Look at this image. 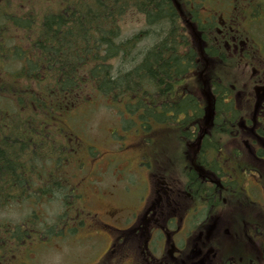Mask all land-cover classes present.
Masks as SVG:
<instances>
[{
	"label": "flooded vegetation",
	"instance_id": "obj_1",
	"mask_svg": "<svg viewBox=\"0 0 264 264\" xmlns=\"http://www.w3.org/2000/svg\"><path fill=\"white\" fill-rule=\"evenodd\" d=\"M184 5L186 21L219 24L207 34L212 40H202L206 70L235 59L241 70L230 82H238L237 89L222 93L212 89V81L196 82L193 62L185 82L194 87L180 98L190 95V107L178 112L172 103L165 109L161 97L160 113L173 126L158 132L179 142L173 158L146 146L139 150L142 136L112 150L109 161L93 166L90 174L101 183L112 172L114 182L92 188L75 180L68 188L75 203L65 207L60 231L47 228L44 238L35 232L9 244L0 264H32L31 254L54 238L86 244L91 264H264V30L249 25L264 23V0H185ZM220 92V102H214L213 94ZM229 101L231 112H222Z\"/></svg>",
	"mask_w": 264,
	"mask_h": 264
},
{
	"label": "trees",
	"instance_id": "obj_2",
	"mask_svg": "<svg viewBox=\"0 0 264 264\" xmlns=\"http://www.w3.org/2000/svg\"><path fill=\"white\" fill-rule=\"evenodd\" d=\"M70 1L61 12L41 15L20 14L0 0V214L34 209L40 200L62 205L67 198L74 205L76 197L65 193L61 178L66 179L67 170L79 171L86 154L97 156L88 136L97 100L108 102L107 109L118 104V117H132L146 132L151 121L171 128L173 122L160 113L161 97L165 109L171 110L172 103L178 112L190 107V95L180 98L194 87L185 82L200 53L194 43L196 56L193 41L217 26L184 22L188 8L181 5L176 11L170 0ZM127 3L143 15L145 27L123 38L118 20ZM258 25L264 29V23ZM220 78L223 85L211 82L213 90L237 88L236 82ZM221 92L213 94L214 102H220ZM230 106L232 101L222 112H231ZM118 123L123 129L134 127L132 120L119 118ZM36 218L35 212L12 227L0 220V258L8 255L7 245L30 234L28 225L36 226L37 234L42 230L45 224L37 225Z\"/></svg>",
	"mask_w": 264,
	"mask_h": 264
},
{
	"label": "rangeland",
	"instance_id": "obj_3",
	"mask_svg": "<svg viewBox=\"0 0 264 264\" xmlns=\"http://www.w3.org/2000/svg\"><path fill=\"white\" fill-rule=\"evenodd\" d=\"M54 1L63 2L64 7V1L65 0H26L19 3L18 0H3V4H7L8 7L16 8V12L22 13L21 11H24V13H27L28 11H35V13H39L41 15L46 13H58L62 11L61 5L58 3H55ZM29 4V6H28ZM130 6L128 3L126 6H124V9L128 8ZM74 6L73 8H75ZM72 8V9H73ZM40 11V12H39ZM35 13H31V15L36 16ZM143 15L137 14L133 10H126V12L121 16V19L119 20L120 24V32L122 33L123 38L130 36L132 33H135L139 29L143 27ZM121 36V37H122ZM16 40L15 43H18V37H14ZM147 44V41H142L136 45V49H134L135 52H140L144 46ZM199 52L201 53V48L198 47ZM199 53V54H200ZM113 65L117 64V61L112 62ZM206 67H209L206 65V61L202 58L199 60V64L196 67L194 74L196 78V82H203L204 79H207L209 81V71H212V68H209V71L206 70ZM209 73V74H208ZM206 74H208L206 76ZM28 82V81H24ZM95 103V111L92 112V121L90 124V130L88 131L89 141L94 146V149L98 151V156L96 160L93 161V156L86 154L85 158L88 160H84L85 164L81 166L83 168V171H81V174L75 173L76 176L79 175V177L76 179L78 180L80 187L83 186H90V187H96V182L98 181V175H94L93 173L86 174L85 171H87L91 165V169L93 166H98L104 162H108L110 159V156L108 153H112L116 151V149H120V146H128L131 143H133L136 132L139 134V136H142V141L138 144L139 150L141 147L144 146L147 147V150L149 151H166L168 152V156L170 159L173 158L174 154V141L172 140V134L171 133H165L164 136L157 137V133L161 129H166L168 126L166 125L161 126L160 123L152 122L150 123V132L144 131L140 124L132 117L125 118L124 116L118 117L117 115V109L119 108L118 104H111L110 109L105 108L104 103L101 100H97ZM109 106V105H108ZM111 110V113L109 112ZM113 112V114H112ZM112 114V115H111ZM123 119L124 121L132 120L134 123V127H120L118 123V119ZM127 128H133L128 129ZM171 131V130H168ZM143 139L146 141L143 142ZM133 151H136L135 149H131ZM138 152V151H136ZM167 161V158L165 159V162ZM68 165V164H67ZM69 167V166H68ZM111 169V166H110ZM111 172V171H110ZM74 172H71L69 174V170H67V176H70ZM112 174V172H111ZM110 173L105 176L104 179L101 180V183L99 187H107V185H111L114 182V177ZM68 182V181H67ZM61 183H65L61 181ZM68 185L71 184L68 182ZM65 190V193L69 192L68 189L63 188ZM71 205V200L65 198L64 201L57 202V200H40L37 203H35L34 209H29L27 211H24L20 208H17L14 211L7 210L5 212H2L0 214V220L1 222H8L10 223V227H12L11 224H17L22 221V219L28 217L30 214L37 213L36 224H45V226L42 227V230H46V226L51 225H61L65 221L66 216L64 215V221H62L61 218L58 220L56 219V216H59V214H62V212L65 214V207ZM94 206V199L91 204ZM64 206V207H63ZM15 216V218H11ZM27 228V226H26ZM4 229V228H3ZM28 229L31 230V226L28 225ZM44 234V233H43ZM8 244V243H7ZM12 244V243H11ZM7 248H10L11 246L7 245ZM6 248V249H7ZM22 252V247H16V250L14 251V255L16 257H20ZM35 253L31 254L29 259H31L32 264H91V258L90 254L87 251V245L86 244H76V243H70V242H63L59 238H54L53 241L48 244V247L39 248L34 251Z\"/></svg>",
	"mask_w": 264,
	"mask_h": 264
},
{
	"label": "bare ground",
	"instance_id": "obj_4",
	"mask_svg": "<svg viewBox=\"0 0 264 264\" xmlns=\"http://www.w3.org/2000/svg\"><path fill=\"white\" fill-rule=\"evenodd\" d=\"M116 2V1H115ZM113 5V4H112ZM115 6V5H114ZM111 7V6H110ZM108 9V8H107ZM96 17V16H95ZM159 18V17H158ZM69 20V19H68ZM66 32V31H65ZM134 36V35H133ZM126 37V36H125ZM130 38V37H129ZM134 40V39H133ZM142 42V41H141ZM142 56V55H141ZM128 65V64H127Z\"/></svg>",
	"mask_w": 264,
	"mask_h": 264
},
{
	"label": "clouds",
	"instance_id": "obj_5",
	"mask_svg": "<svg viewBox=\"0 0 264 264\" xmlns=\"http://www.w3.org/2000/svg\"><path fill=\"white\" fill-rule=\"evenodd\" d=\"M11 218H15V216L11 217Z\"/></svg>",
	"mask_w": 264,
	"mask_h": 264
}]
</instances>
